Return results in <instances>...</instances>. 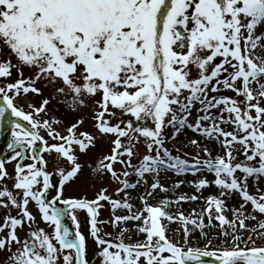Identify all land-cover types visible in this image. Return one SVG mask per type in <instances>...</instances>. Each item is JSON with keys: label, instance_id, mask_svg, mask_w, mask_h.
<instances>
[{"label": "snow or ice", "instance_id": "snow-or-ice-1", "mask_svg": "<svg viewBox=\"0 0 264 264\" xmlns=\"http://www.w3.org/2000/svg\"><path fill=\"white\" fill-rule=\"evenodd\" d=\"M45 88L39 107L15 104ZM53 99L76 116L63 132L56 127L63 122L48 116ZM9 110L16 119L10 153L0 157L3 264H264V0H0V120ZM86 120L94 132L80 130ZM189 130L219 151L190 138L196 155H174L166 144ZM97 139L110 149L90 167L77 150L87 155ZM205 170L212 180L189 183L201 195L214 185L219 195L206 197L199 212L168 211L200 199L195 193L148 203L170 191L162 172ZM97 184L93 199L65 196L66 188ZM140 187L142 207L134 210ZM232 196L239 206L228 209ZM105 205L110 215L101 219ZM18 229H27L23 239Z\"/></svg>", "mask_w": 264, "mask_h": 264}, {"label": "rangeland", "instance_id": "rangeland-1", "mask_svg": "<svg viewBox=\"0 0 264 264\" xmlns=\"http://www.w3.org/2000/svg\"><path fill=\"white\" fill-rule=\"evenodd\" d=\"M28 75V72L25 71V76ZM16 78V73H15V69H13V77L10 78L12 80H14ZM39 86V85H38ZM51 91V89L49 88H45L44 89V95L43 96H37V95H33V94H29L26 97H22L20 99H18V104L17 106H23L25 111H30L29 107H28V102L34 104L35 106L39 107L41 101L47 97L49 95V92ZM229 94V93H226ZM47 111H48V116L49 117H55V118H59L63 123L60 126H56V127H61V129L64 128L69 125L70 123L74 122L76 119L75 114L69 112L66 110V106L62 103H58L57 100L53 99L51 100V102L47 105ZM43 113H41V116L43 117ZM13 119H16L14 117H12ZM80 130H86L89 132H94V129L92 128V121L91 120H86L85 124L82 126V128ZM190 137L188 139L185 138H178L177 141H169L166 144V147H168L170 150H173V154H181L183 155L184 153H188V158L190 159L192 156L196 155V153L199 151L195 146H192L188 143L189 139H198L201 140L202 138L199 137L197 134L192 133L190 130L186 132ZM8 139L10 142L12 137H11V129L9 131L8 134ZM45 138L49 139L46 134H45ZM52 141L49 140V143H51ZM202 145H204L201 142ZM216 146L219 148V145L216 144ZM179 148V152H176L175 149ZM110 149V142L106 139H97L95 147H92L88 150V154L87 155H82L80 156V161L83 163L84 161H88L90 167H95V164L93 163V159L94 158H98V157H102L105 154H108ZM144 147L143 145H141L138 149V153L142 154L144 152ZM218 152V151H217ZM9 153L6 150H3L2 152H0V157H4L7 156ZM216 153L214 152L213 155H215ZM47 155V154H45ZM201 158H206L204 156V154L201 152L200 153ZM239 159H243V157H238ZM29 161L25 162L28 163ZM133 163L137 164L138 160L137 159H133ZM8 171L12 172L13 171V164H9L7 165ZM116 168L119 170L121 168V166L119 164L116 165ZM49 171H51V165L49 166ZM129 171H131V169H129ZM169 173V177H174V178H179V177H175L176 175L172 172H168ZM161 174H166L164 172H162ZM174 174V175H173ZM183 177V176H182ZM57 178L53 177V180L55 181ZM136 177L133 176V178H130V181H135ZM149 181H151V177H149ZM176 181H170L167 179H162L160 180V183L163 184L165 187H168L170 189V191L168 193H158L155 195L154 198H150L148 203L152 204V205H156L162 198L168 197V198H172L175 199V197L178 195V191L179 194L184 193L181 191L182 185L180 186L179 189H176L175 192L171 191V189L173 188V185ZM8 186L11 187V181L8 182ZM103 186L108 187V192L109 194L113 195L114 198H118L115 197L113 189L116 187L115 184H109L108 181H105ZM261 187H264L262 185H260ZM101 187L100 184H97L95 186H89L87 188H80L78 186H72L70 188H66L65 191V196H82V195H87V197L89 199L94 198L95 196V192L99 190V188ZM194 188V187H193ZM208 188V187H207ZM207 188L203 189L206 190ZM144 189L143 187H140L138 189V191H133L132 192V197L133 199L130 201L131 203H133L134 205V210L136 209H140L142 207L141 202L136 199V196L140 193H143ZM250 194H256V188L254 189V191L250 192ZM198 196H200V199H198L197 201H189V202H182L179 206L173 204L171 206H169L168 211H170L171 213H176L178 211H183L185 215H188L193 209H195L197 212H199L202 208L205 207V198L208 197L209 195H214V193H197ZM219 195V193H218ZM234 200L235 202H231L230 205L227 201H225L226 206L228 207V209H230L233 205H238L239 206V197L238 196H234ZM106 208V212L103 213V219H107L110 215V207L109 206H105ZM190 207V208H189ZM249 211H251V206H248ZM6 214V210L3 208H0V217H2L3 215ZM117 214H126L125 210H119L117 211ZM11 215H16V210L13 209L11 212ZM102 215V214H101ZM225 215L231 219L232 218V212L226 211ZM81 217V231L84 232L85 235H87L88 233V226L86 224V213L82 212L80 214ZM66 220V221H65ZM64 223L72 230H74L73 225L71 223V220L68 218H65ZM2 222V221H0ZM205 222L207 223V219L205 220ZM247 223L254 224V221H248ZM40 227H45V225H42L40 223L39 225ZM179 225L178 224H172L170 226L171 229H176L178 228ZM27 231V229L24 230H19L18 229V234L20 235V237L23 239L25 237V232ZM112 231L111 228H105V232H109ZM213 232L215 231V229L212 230ZM113 235H115V233H113ZM176 235L175 233H173L172 231L169 232V236L172 237ZM142 239V237H140ZM133 239H136V237H133ZM217 244L219 243L218 241L216 242ZM257 243H261V241H257ZM191 245L193 247H203V243H197L195 239H193L191 241ZM88 246H89V250H88V258L92 259V253H93V249L95 247V245L93 244V242L88 241ZM3 257L1 260L5 259V253L1 254Z\"/></svg>", "mask_w": 264, "mask_h": 264}, {"label": "bare ground", "instance_id": "bare-ground-1", "mask_svg": "<svg viewBox=\"0 0 264 264\" xmlns=\"http://www.w3.org/2000/svg\"><path fill=\"white\" fill-rule=\"evenodd\" d=\"M189 137L190 136L187 133H186V135L180 136V138H185V139H188ZM201 142L203 144H207V146L213 150V153L214 152L217 153V151H219V148L216 146V144L214 142L213 143H208L206 139H201ZM168 175H169L168 172L166 174H161L160 180H162V179H167V180H170V181L185 180V183L182 184L181 191L184 192V193H187L188 195H192L194 193L197 195V193H198V192H196L195 188H193V186L189 183V181H195V180H197L199 178H203V177H206L209 180L213 179V174L207 173L206 170L202 174L201 173H197V175H195V176H193L191 173L185 174V176L179 177V178H174V177H171V176L169 177ZM255 183L256 182L254 180H251V179L249 180V192L254 191L255 187H253V185ZM260 185L264 186V182H261ZM202 193H214V195H218L219 190L213 185V186H209L206 190H202ZM178 195H179V191H178ZM226 201L229 203V205H230L231 202L232 203L235 202L234 196L229 197L228 199H226ZM233 206L238 207V205H233Z\"/></svg>", "mask_w": 264, "mask_h": 264}, {"label": "water", "instance_id": "water-1", "mask_svg": "<svg viewBox=\"0 0 264 264\" xmlns=\"http://www.w3.org/2000/svg\"><path fill=\"white\" fill-rule=\"evenodd\" d=\"M7 116H8V112L6 113V115H5V117L3 118V121L7 118ZM3 125V124H2ZM3 129L2 128H0V140L3 138V135H4V131H2ZM202 260L203 261H208L207 259H205V258H202ZM211 262H214L215 263V261H211Z\"/></svg>", "mask_w": 264, "mask_h": 264}]
</instances>
